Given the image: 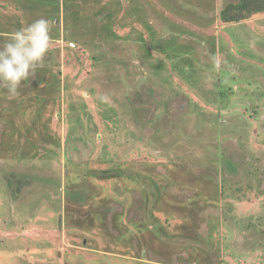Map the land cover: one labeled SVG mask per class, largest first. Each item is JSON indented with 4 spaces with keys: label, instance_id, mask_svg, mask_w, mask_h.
Masks as SVG:
<instances>
[{
    "label": "rangeland",
    "instance_id": "obj_1",
    "mask_svg": "<svg viewBox=\"0 0 264 264\" xmlns=\"http://www.w3.org/2000/svg\"><path fill=\"white\" fill-rule=\"evenodd\" d=\"M233 1L118 0L111 4L107 41L96 34L97 23L90 31L81 22L74 28L78 36L69 37L77 15L63 9V38H51L45 57L57 50L58 74L70 84L63 93L70 97L53 96L41 119L47 131L35 122L37 129L26 135L40 144L29 150L37 157L4 156L0 150V264H130L137 259L134 251L155 264H264V232H255L260 225L264 230V13L223 29L217 14ZM45 10L50 9L33 15ZM0 15L30 23L20 3L0 0ZM194 68L204 73L197 83L181 74ZM80 98L88 103L83 122L67 113L66 102L77 105ZM103 101L122 111L104 121ZM20 113L3 119L20 130L28 123ZM75 126L77 136L69 134ZM16 138L9 144L17 152L22 145ZM172 160L182 176L170 172ZM203 168L214 179L198 175ZM127 171L168 172L186 182V188L179 184L158 199L160 209L148 204L171 238L144 231L131 240V250L123 238H108L94 226L99 218L88 217L89 201L81 209L63 192L72 180L73 190L82 187L87 198H101L102 209L123 212V226L131 230L142 198L136 176L131 180ZM37 204L46 209L37 211ZM66 214L71 224L60 227ZM249 220L256 221L255 229L247 228ZM103 249L107 256L99 257ZM123 252L124 261L117 260L114 253Z\"/></svg>",
    "mask_w": 264,
    "mask_h": 264
},
{
    "label": "trees",
    "instance_id": "obj_2",
    "mask_svg": "<svg viewBox=\"0 0 264 264\" xmlns=\"http://www.w3.org/2000/svg\"><path fill=\"white\" fill-rule=\"evenodd\" d=\"M7 1L9 3H12V4L20 3L23 6L24 13L27 15L25 18L27 20L26 22L31 23L32 21L41 18V15H44V17L50 21L51 25L53 24L50 36H51V38H54L55 40H60L61 38H63V31H62L63 27L62 26L65 25L62 22V18H61V16L63 15V9H66V10L71 9L72 11H75V13L77 15V17H76L77 19H76V22L72 26H70L69 31L72 35H70L69 37L78 36L77 32H79V31L75 30L74 28L77 26L78 27L82 26L81 22H84V25L81 28L89 27L90 31L92 28H94V26H96L95 24L97 23L98 27H96L97 28L96 34L98 35L100 40L106 39V41H107L108 33L110 34V32H108V29H109V27H108L109 22L108 21H109L110 17L114 14V12L111 9L112 8L111 4L115 3V1H118V0H110L108 2V5H107L106 0H104V1L101 0V3L99 0H7ZM92 7H95V8L92 9ZM42 8H45V9L49 8L50 10L49 11L45 10L43 12V14H40L39 16L33 15V13H35V12L39 13ZM80 12L86 13V16L85 15L79 16ZM263 13H264V0H236L233 2L226 3L220 9L217 16L219 18L218 22L220 23V25L223 26L222 28L224 29L225 27L229 28L230 26L234 27V25H236V26L240 25L241 22L252 20V18H254L255 16L263 14ZM93 14L96 15V17H94ZM100 14H101V17H103V18L106 17V18L104 20H99L98 16ZM19 19H20V16L19 17L6 16L5 20H3L2 15H0V41H3L4 39H6V37L3 39V35H4L3 33L9 35L11 32H13V31L19 29L21 26H23V25H21ZM55 19H57V20H55ZM55 21H57V23H54ZM211 21L214 22L213 19ZM215 23H216V20H215ZM243 38H245V37H243ZM54 51L55 52H52L51 58L47 59L45 57V60L43 61L42 66H40L36 69V72L34 73V75L32 77L29 78L28 81L21 83V85L19 87V95H17L15 98L9 99L7 96L6 90L0 89V150L2 149L5 151L4 156H11V157L16 156L17 158H22V159H26V160L37 157L36 153L33 155H30L29 150L31 149L32 146L36 148L40 144H36L34 141H31V139L28 138L26 135H28L31 132L34 133V130L37 129V125H33L35 122L39 123L40 125H41V123H43L42 132L45 133L47 131V128L44 127L46 125L44 122L41 121V119L43 118L44 111L47 108L50 99H52L54 96V100L58 99L60 101L61 95L63 96L64 101L66 99V95L68 93H63V92L69 88L70 84L69 85L63 84L62 79L58 74V72H59V66L58 65H59L60 58L58 56L59 55L58 52H56L57 50L55 49ZM144 51L148 52V50H146V49L141 50L142 53H144ZM255 67H257V65ZM180 71H182V70H180ZM185 71H186V69H185ZM185 71H182L181 74L184 75L183 77L189 82H191L193 79H195V82L197 83L196 80H198V78L203 76V74H204L203 72H201L200 69H195V68L191 73H184ZM186 77H188V78H186ZM168 79H169V76H167V81H168V83H172V81H169ZM96 90H98V89H96ZM219 93H220V95H222V94H225L226 92L220 91ZM67 96L70 97L69 95H67ZM257 96H258L257 100L263 99L262 96H260V95H257ZM85 99L86 98H80V101H75L77 103V105L74 103L72 104L74 99H72L71 102H69V101L66 102V103H69V106H67V108L69 107V110H67V113L74 112V113L78 114L79 117H78L77 122H79L81 119L83 122L84 116L88 114V103L86 102ZM107 103L108 102H104V101L102 103L103 111L108 113V116L105 118L104 121L112 120L114 115H117L122 111V109H121L118 112L117 107H115V106H112L110 108L109 104L106 105ZM71 104L75 107V110L73 109V106ZM193 106H194V104H193ZM65 107H66V105H65ZM18 112L19 113L21 112L20 115L23 116L25 122H28V123L23 124L25 126H23L22 129H20V130L15 128L16 124L8 123L7 121L4 120V119H6L5 118L6 116H8V118H9V117H14V116L18 115L17 114ZM33 120H35V121L31 122ZM3 127H6L7 129H9V131L8 132L3 131ZM72 128H73V130H70V128H69V131H70L69 134L72 135V133H73V134H75V136H77L78 135L77 132L80 130V127L75 126ZM11 129L13 131H11ZM19 132H21V133H19ZM24 133H25V135H23ZM16 136H17V138H16ZM55 137H57V136H55ZM81 137H83V136H81ZM15 138H16V140H18L17 145H22L21 148L17 152L12 147V144H9V142ZM39 140H41V142L47 141V139H45V138H41V139L39 138ZM82 141H84V139H82ZM48 144L45 143V145H48ZM36 145H38V146H36ZM48 148L50 149V147H47V149ZM1 154H2V152L0 151V157H1ZM220 156L222 157V155H220ZM216 159L219 161L220 158L216 157ZM171 162H172L171 164H174V166L171 167L170 172H172L174 174H179L180 176H182L183 174L181 173V170L179 169L180 166L175 167V165H177L176 164L177 161L172 160ZM226 162L228 164H231V162L228 159H226ZM68 163H69L68 165H70L72 167L79 165V164H74L71 161ZM162 164H166V163H162ZM127 172H128L127 177H129L131 180L134 179V175L136 176V183H134V185L137 184L136 190H139L140 196L142 198V202L140 201V205L141 204L142 205H141V207H139V209H141V211H142L140 213V218H134V219H137V220L133 221L134 225L131 223V228L133 229V231H132V229L129 230L128 226H126V227L123 226V221L121 219L123 216V212L116 211V212L112 213L110 210V207H108V209H107V207L105 209H102V207H105V204L102 203L101 198L96 200V196L94 193H92V194L89 193L88 198H87V196H84L82 193L83 192L82 187L77 188V191L73 190L72 187H70V185L73 183L72 180H67L68 184L64 187L63 192L65 193L66 197H69L70 199H73L74 201L78 202L77 207L80 206L81 209L83 208V206H85L84 203L86 202V200L89 201L87 203V204H89V205H87V207L89 208L88 217H90L89 215L91 214L92 217L99 218L98 221L96 220V224H94V226L99 225L100 229L103 228L102 231L104 233H106L108 238L112 237V236H114V237L119 236L120 238H123L124 241H126L125 244L127 243L128 244L127 247L130 248L131 250H132V241L131 240H138L140 238L139 235H141L144 231L150 232L154 236H159V235L162 236V234L167 233L169 238H171L172 234L166 232V230H167V229H165L166 227L163 225V223L159 219V216L156 213H154V211H158V210H156L154 206L149 208L148 204L156 203L157 204L156 207L158 209H160L158 199H160L162 196L166 195L170 188H176L177 186H179V184L186 188V186H185L186 182L181 180L180 178L176 179V178H173V177L167 175L168 172L166 174L163 173V175L161 173L157 174L155 172H148V173H146V172L139 173V171H136L135 173H131L130 171H127ZM88 173L92 174L91 171H89ZM95 174L97 176V173H95ZM210 174H211L210 170H208V169L203 168L202 172L200 170H198V175L203 177V179H205L207 182L214 179L212 177L213 175H210ZM46 180L49 181V178H46ZM38 181H40V180H38ZM216 185L218 186V188L221 187L217 183H214V186H216ZM17 186L22 188L21 185H17ZM221 190L222 189L219 188L218 197L222 196ZM192 197H194V194H192L190 197H187L186 198L187 201L189 200V198H192ZM239 199H241V198H239ZM42 201H44V200H42ZM40 202L41 201H39L38 203L40 204ZM100 203L103 204V205H101V208L99 207ZM177 203H179V202H177ZM39 204H37V207H38L36 209L37 211H39L38 210L39 207L44 208V210L46 209L45 207L40 206ZM212 204H215L214 206H217V202H212ZM110 212H111V214L109 215ZM108 217H109V219H111V221H108V219H107ZM72 219H73V217L71 216V214H66V216H63L62 220H61V218L59 219V221L61 223L60 227H62V225L64 227H65V225L67 226V224L70 225L71 223L69 222V220H72ZM165 219H167V218L165 217ZM191 219L192 218H190L189 220H191ZM129 221H131V220H129ZM255 222L256 221L254 220V223L252 224L249 220L247 228L253 227V229H255V225H258ZM103 225H106L107 228L102 227ZM214 229L215 228L211 229L210 232H212ZM255 232L257 234H262L264 232V230H261V225H260L259 232H257L256 229H255ZM209 235H210L209 238L205 241L207 244H210V241L213 238L212 233ZM185 246H187V245H185ZM187 247H189V246H187ZM66 250L69 251L71 249L66 247ZM0 251H2V250L0 249ZM105 251H107V250L103 249L100 252L99 257L107 256L106 255L107 253ZM128 252L127 253L123 252V254H122L123 256H121L118 253L117 254L114 253V255H117L115 257L119 256L118 258H116L117 260H121L122 257H127L126 254H128ZM134 252H135V254L137 253L136 254L137 259H135L134 262H131L130 264H155L151 261L146 262L144 260H140L143 258L142 255H144V254L141 255V253L139 254L136 251H134ZM122 261H124V260L122 259ZM79 262H85V261L79 260ZM164 262H166V261L161 260V261H159L158 264H165ZM67 263L71 264L72 262L67 261Z\"/></svg>",
    "mask_w": 264,
    "mask_h": 264
},
{
    "label": "clouds",
    "instance_id": "obj_3",
    "mask_svg": "<svg viewBox=\"0 0 264 264\" xmlns=\"http://www.w3.org/2000/svg\"><path fill=\"white\" fill-rule=\"evenodd\" d=\"M51 29L50 21L41 17L0 41V89L6 90L9 99L19 95L21 83L42 66L50 50Z\"/></svg>",
    "mask_w": 264,
    "mask_h": 264
}]
</instances>
